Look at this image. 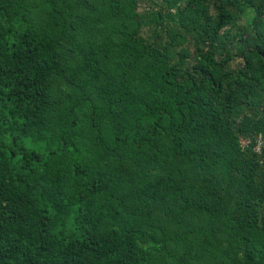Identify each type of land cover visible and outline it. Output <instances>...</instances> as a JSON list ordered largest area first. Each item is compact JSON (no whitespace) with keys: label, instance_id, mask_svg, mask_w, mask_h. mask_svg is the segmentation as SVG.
I'll return each mask as SVG.
<instances>
[{"label":"trees","instance_id":"1","mask_svg":"<svg viewBox=\"0 0 264 264\" xmlns=\"http://www.w3.org/2000/svg\"><path fill=\"white\" fill-rule=\"evenodd\" d=\"M0 264H264V0H0Z\"/></svg>","mask_w":264,"mask_h":264},{"label":"built area","instance_id":"2","mask_svg":"<svg viewBox=\"0 0 264 264\" xmlns=\"http://www.w3.org/2000/svg\"><path fill=\"white\" fill-rule=\"evenodd\" d=\"M247 141L246 140H243V144H246ZM261 147H262V142H259L258 146H257V150L260 151L261 150Z\"/></svg>","mask_w":264,"mask_h":264},{"label":"rangeland","instance_id":"3","mask_svg":"<svg viewBox=\"0 0 264 264\" xmlns=\"http://www.w3.org/2000/svg\"><path fill=\"white\" fill-rule=\"evenodd\" d=\"M242 23H244V21H242Z\"/></svg>","mask_w":264,"mask_h":264}]
</instances>
